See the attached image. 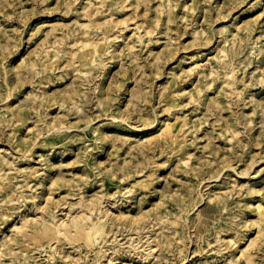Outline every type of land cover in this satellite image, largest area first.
<instances>
[{"label":"rangeland","instance_id":"374dc122","mask_svg":"<svg viewBox=\"0 0 264 264\" xmlns=\"http://www.w3.org/2000/svg\"><path fill=\"white\" fill-rule=\"evenodd\" d=\"M0 159V264H264V0H0Z\"/></svg>","mask_w":264,"mask_h":264},{"label":"bare ground","instance_id":"6f19581e","mask_svg":"<svg viewBox=\"0 0 264 264\" xmlns=\"http://www.w3.org/2000/svg\"><path fill=\"white\" fill-rule=\"evenodd\" d=\"M108 38H109V35L105 34L102 37V41L107 40ZM89 49L93 51V55L95 57L96 56L98 57L101 53L100 42H95ZM180 130H181L180 126H176L175 128H173V133L171 132V135L173 136L174 139H177V137L179 136L178 131ZM0 161L2 162L1 165L3 166L5 162H3V159H0ZM100 202L104 203L105 200H101ZM258 206L261 207V205H258ZM40 208L43 210V214L39 217V219L41 220V226L45 231H47L50 234L55 233L56 235H60L63 233L65 236L77 237V238L84 236L91 245L100 243L101 240L105 237V234H106L105 219L102 216H100L99 218L95 220L92 217L93 211L86 212V213L82 212L84 214L83 215L78 214L79 216L78 215L72 216V214L68 210L67 212L64 213L65 216L64 217L61 216L62 218L59 219L57 218L56 209L51 210L49 213V212H46L44 206ZM108 209H109L108 207L103 209L102 206H100L96 210H98L99 213L107 212V214H109L111 212ZM13 212H14V209H11V212L9 213V215L12 214ZM5 218H7V216ZM95 254H96L95 264H106L103 261V252L101 251V248ZM107 259H109V262L111 264L114 262L113 257L107 258Z\"/></svg>","mask_w":264,"mask_h":264}]
</instances>
